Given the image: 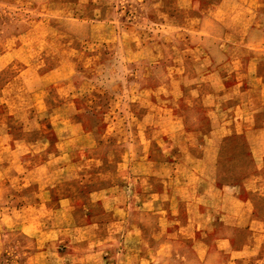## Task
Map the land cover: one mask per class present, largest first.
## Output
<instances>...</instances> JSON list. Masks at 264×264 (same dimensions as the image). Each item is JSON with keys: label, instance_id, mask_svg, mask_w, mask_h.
<instances>
[{"label": "rangeland", "instance_id": "obj_1", "mask_svg": "<svg viewBox=\"0 0 264 264\" xmlns=\"http://www.w3.org/2000/svg\"><path fill=\"white\" fill-rule=\"evenodd\" d=\"M138 252L264 264V0H0V264Z\"/></svg>", "mask_w": 264, "mask_h": 264}, {"label": "crops", "instance_id": "obj_2", "mask_svg": "<svg viewBox=\"0 0 264 264\" xmlns=\"http://www.w3.org/2000/svg\"><path fill=\"white\" fill-rule=\"evenodd\" d=\"M214 5H217V4H214ZM29 185V183H28ZM48 230L45 231V233L47 232ZM167 243H163L161 241L159 242H155V245H157V247H161L163 245H166ZM157 252H160V250H157L156 248V253ZM169 261V260H168ZM161 263V262H165L164 261V258H162L160 256V253H158L157 255H151L149 252L145 253H141V252H138V255L137 256H129V258L126 260V264H158Z\"/></svg>", "mask_w": 264, "mask_h": 264}]
</instances>
